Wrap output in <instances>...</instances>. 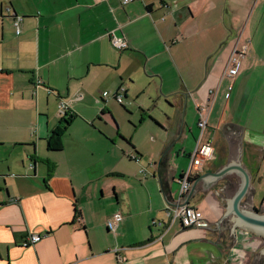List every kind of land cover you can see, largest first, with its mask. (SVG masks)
I'll use <instances>...</instances> for the list:
<instances>
[{
  "label": "crops",
  "instance_id": "1",
  "mask_svg": "<svg viewBox=\"0 0 264 264\" xmlns=\"http://www.w3.org/2000/svg\"><path fill=\"white\" fill-rule=\"evenodd\" d=\"M240 16L254 26L233 25ZM263 22L264 0H0V264H243L255 233L234 227L229 244L237 219L219 222L241 178L204 188L200 176L239 163L250 175L241 208L264 207ZM234 50L245 54L229 76ZM121 87L123 104L103 98ZM59 99L73 116L64 130ZM130 104L149 108L130 119L140 135L125 124ZM209 141L216 155L180 201L188 156ZM184 199L207 227L153 226ZM29 234L42 238L23 246Z\"/></svg>",
  "mask_w": 264,
  "mask_h": 264
},
{
  "label": "built area",
  "instance_id": "2",
  "mask_svg": "<svg viewBox=\"0 0 264 264\" xmlns=\"http://www.w3.org/2000/svg\"><path fill=\"white\" fill-rule=\"evenodd\" d=\"M121 4H127L134 0H120ZM20 20L19 16L13 15V25L15 27V33L18 34L20 32ZM109 41L112 47L117 50H123L128 48L129 44L127 40L124 39L122 36L116 35L113 31L108 33ZM245 54V50L241 52H237L234 50L228 60L227 65V74L229 76H235L240 69L241 60ZM35 85H40L41 80L37 79L34 82ZM103 98H107L108 96L113 97L118 103L123 104V97H124V88H120L119 90L110 94L107 91L102 92ZM57 112L61 117H67L70 115L69 105L67 101L63 99H59L57 103ZM198 126L201 131L206 126V119L202 113L199 114V122ZM216 153L215 149L211 143H197L194 149L189 154V163L188 167L179 175L177 182L179 184V188L177 191V195L179 200L181 201L190 190L193 180L195 177L198 176L201 167L206 161H211L214 159ZM136 159V158H135ZM181 203V202H180ZM174 206H167L165 210L166 220L157 219L152 222L153 226H157L161 229H166L169 227L173 222H179L183 227H207L209 223L206 219H204L201 211L194 206L189 204H181ZM123 219L121 213L116 212L107 220V226L111 229L117 225L119 221ZM42 236L40 234H29L26 239L23 241V246L31 245L38 242ZM120 259V258H119Z\"/></svg>",
  "mask_w": 264,
  "mask_h": 264
},
{
  "label": "water",
  "instance_id": "3",
  "mask_svg": "<svg viewBox=\"0 0 264 264\" xmlns=\"http://www.w3.org/2000/svg\"><path fill=\"white\" fill-rule=\"evenodd\" d=\"M186 97L187 96L185 95V93H183L184 104L186 102ZM232 172L240 176L241 183L237 191L235 192L234 196L232 197V199L226 200L227 203L226 212L219 220L220 222L227 214H232L237 219L228 231L229 233H231V240L229 244H231V242L233 241L232 230L234 227H237L246 232H254L255 234L261 236L264 239V213H259L258 209L256 208H251L249 210H246V209H242L240 206V203L244 198V196L247 194L250 185V175L241 164L234 162L229 163L228 165L224 166L223 168H221L216 172L206 173L200 176V180L202 179L204 181V188H206L207 186H209L210 182H214L217 178H221L224 175ZM193 182L188 193L192 192L195 187V184ZM181 204L184 205L188 204V199L186 200L184 199V201L181 202L180 205ZM172 205L174 206L177 204H172ZM258 252L264 254V245L258 250Z\"/></svg>",
  "mask_w": 264,
  "mask_h": 264
},
{
  "label": "rangeland",
  "instance_id": "4",
  "mask_svg": "<svg viewBox=\"0 0 264 264\" xmlns=\"http://www.w3.org/2000/svg\"><path fill=\"white\" fill-rule=\"evenodd\" d=\"M248 21H249V16H245V19H243V17L240 16V18L233 20V25L240 26L242 28H244L246 26V28L248 30H250L251 27L254 26V22L256 20H255L254 16H252L249 23H248ZM262 27H264V22L262 23ZM248 30H247V32H248ZM161 98H163V99H161L162 105H160V106L158 105V108L160 111L159 114L166 118V115H167L168 111L170 110V108L168 107V102H167V100H165V97H161ZM159 99L160 98H155V99L154 98L153 99L147 98L146 102L147 103L151 102L150 105L155 106L159 102ZM128 107H130V108H128ZM127 108L128 109L126 111H124V114H125L124 117L126 118L125 124L127 127L131 128L133 130L138 129L136 131V135H140L141 134V129H139L140 128V122L133 123L130 119L131 118L139 119L140 116L141 117L142 116L144 117V115L146 116L148 113L147 110L149 108L146 109V111H143L141 108H138V107H135V109H134L133 106H131V104L127 105ZM146 122H149L151 125L153 123L154 125H152V126L149 125V126H151V128L153 130H156L154 127L157 125L156 122H152V123H151V121H146ZM262 193L264 194V187L262 188ZM262 193L257 196V200L255 203H257L259 201V199H260L259 197H260V195L262 196ZM256 209H258V208H256ZM258 211H259V213H264V207L259 208ZM248 235H250V234H248ZM253 236H254V240L252 243L253 247L248 245V247L245 248L246 251H245V255L243 256V261H244L243 264H264V254L258 252V250L264 245V239L257 234H255Z\"/></svg>",
  "mask_w": 264,
  "mask_h": 264
},
{
  "label": "trees",
  "instance_id": "5",
  "mask_svg": "<svg viewBox=\"0 0 264 264\" xmlns=\"http://www.w3.org/2000/svg\"><path fill=\"white\" fill-rule=\"evenodd\" d=\"M72 113L65 118H62V121H63V127H62V130L66 129V127L68 126V124L70 123L71 119H72ZM59 134L58 132H52L51 135H57ZM51 139V138H50ZM49 147L53 150H56L57 149V145L55 144V142L52 143V139H51V143L49 142ZM161 164L163 165L164 164V160H162Z\"/></svg>",
  "mask_w": 264,
  "mask_h": 264
},
{
  "label": "flooded vegetation",
  "instance_id": "6",
  "mask_svg": "<svg viewBox=\"0 0 264 264\" xmlns=\"http://www.w3.org/2000/svg\"><path fill=\"white\" fill-rule=\"evenodd\" d=\"M229 186H230V184L227 183V184H226V187H229Z\"/></svg>",
  "mask_w": 264,
  "mask_h": 264
}]
</instances>
